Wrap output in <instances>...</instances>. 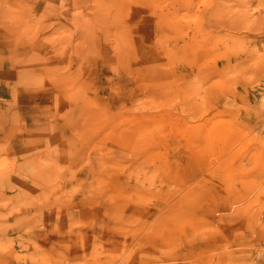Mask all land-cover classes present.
Returning a JSON list of instances; mask_svg holds the SVG:
<instances>
[{"label":"rangeland","instance_id":"obj_1","mask_svg":"<svg viewBox=\"0 0 264 264\" xmlns=\"http://www.w3.org/2000/svg\"><path fill=\"white\" fill-rule=\"evenodd\" d=\"M3 66L0 264H264V0H0Z\"/></svg>","mask_w":264,"mask_h":264},{"label":"crops","instance_id":"obj_2","mask_svg":"<svg viewBox=\"0 0 264 264\" xmlns=\"http://www.w3.org/2000/svg\"><path fill=\"white\" fill-rule=\"evenodd\" d=\"M17 78V74L11 68L5 69L3 66L0 69V125L3 122V117L6 114L4 112L7 111L8 106L15 100L21 102V100L25 99L22 93H17L14 89ZM3 132L0 127V138L3 137Z\"/></svg>","mask_w":264,"mask_h":264}]
</instances>
